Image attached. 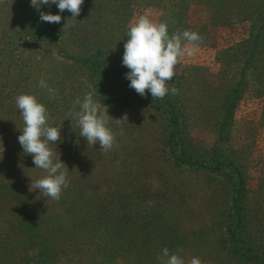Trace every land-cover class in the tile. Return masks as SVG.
Returning <instances> with one entry per match:
<instances>
[{
    "label": "rangeland",
    "instance_id": "374dc122",
    "mask_svg": "<svg viewBox=\"0 0 264 264\" xmlns=\"http://www.w3.org/2000/svg\"><path fill=\"white\" fill-rule=\"evenodd\" d=\"M157 1L159 6L155 7L147 6L145 3V5H135V3L130 5L128 0H105L103 4L95 2L98 16L97 18L92 17L94 21L91 20L92 23L88 24L86 21L81 22L82 17L73 19L71 12L65 10L60 13L56 8L55 14H60L66 19L64 23L59 25L64 27V32H61L60 28L54 31L50 23L42 22L36 17L40 16L41 12L54 14L52 7L44 5L39 9V4H37L36 7L39 9L37 10L32 6L31 0H0V85L5 81L3 79L4 76L8 80L6 83L7 87L0 86V158L3 152L8 151V148L20 147L22 149L17 138L22 134L19 129H22L24 124L20 111L16 106V97L22 94H29L38 98L37 100H41L40 103L44 104L47 110H51L48 113L49 126L60 128L61 138H64L67 134L72 137L70 145L72 144V152L75 155L74 161L70 162L74 166L71 170V178H74L72 180L73 183L77 182L78 178L90 182L91 186L100 190L90 189L87 191L97 192L95 194L97 196L103 195L99 193L106 189H108L107 191L115 189L116 181L114 179L108 181L107 178L105 179V174L100 172L109 170L103 168L109 166L113 161L110 153L119 150V153L123 152L124 155L126 154L124 153V147L131 144L130 150L132 147L141 148L143 151L153 152L156 157V160L151 161V163L154 162L153 165H149V161L144 159L143 165L137 168V171L140 170L142 173L139 177V180H143L141 188L144 187L147 190V192L143 190L139 193L140 196H144L143 198L139 199L138 194L135 196V198L139 199V204L145 205L147 208H153L162 197L171 196L173 198L175 188L169 190L170 187L161 185V180L168 175L170 168V166L165 164L167 148L154 150V146L159 145L161 139L160 132L162 131H160L159 118L154 111H151V113L148 108L139 107L123 112L118 111L116 107L119 106L105 104L95 87V85H100V81H102V70L98 69L94 72L89 70L88 65L85 64L86 59L95 54L97 50L88 49V46L81 45V42L76 41L75 37L81 38L83 34H79L80 32L75 30L79 26L82 31L87 32V36L83 40L87 41L88 45L92 44L94 48L102 45L104 46L103 53L115 57L122 51L124 43L128 39L126 32L129 24L138 20L145 13H149V18L155 23H166L170 35L182 34L185 30L197 32L202 37L199 51L193 57L186 56L180 60L174 78L180 79L182 88L186 86L188 89V100L186 103L192 105L189 115L194 119L207 115L209 117L207 120H200L197 125L189 128L192 131L191 135H194V133L199 135L206 130L202 136L200 135L196 139V141L201 142V137L205 138L207 134L213 135L208 133L209 130L205 128H210L214 122L212 113H205L209 110L206 108L204 113L201 112L205 97L208 100L209 111L216 114L217 111L214 107L219 98L214 90L223 81L225 84H229L231 81L238 80L239 75H241L242 65L237 64L234 67L235 59H230L228 64H222L220 62L221 53L245 41L254 40V35L258 33V26L254 23H258L262 19L260 9L257 6L261 0H243L250 6L247 11L248 14L237 16L238 21L230 26H213L210 24V17L214 14L219 17H226L224 14L228 10L227 4L231 0ZM235 2L231 1L232 4L236 5L237 3ZM123 4L130 7H125ZM127 9L130 11L125 15L124 13ZM223 9L225 11H222ZM83 11L85 9L81 7V12ZM93 11L94 9L91 14ZM219 11H222L221 14H218ZM229 11H231L230 8ZM248 15L250 20H239ZM72 19L73 24L66 26V23ZM71 34H74L73 38H71ZM64 35L65 37L67 35L68 38L65 39ZM111 35H113L111 41H115V43L110 42L108 45L111 48L105 50L106 43ZM262 40L264 41V36ZM102 41L105 43H101ZM262 46L264 47V43ZM73 57L82 59V64L79 61L77 67L70 65L68 62ZM258 59L260 61L259 66L256 68L251 67L247 73L246 81H248V85L245 88L244 99L235 113L232 138L231 140L224 138L219 147L223 149L225 147H233L238 153L242 151L243 157L247 159L245 165L247 175L245 186L247 231L242 239L249 245L264 249V48L261 50ZM101 60L109 63L108 58L101 57ZM229 68H232L231 71H228ZM3 70L5 73L2 74ZM224 72L229 73L226 76L224 75V79L221 80V74L223 75ZM41 79L50 88L55 89V96H51L46 89L39 86ZM193 79L196 82L194 83L195 91H191V94L193 93L192 99L191 94L189 96L191 86L189 81ZM168 83L169 89L175 84L173 79ZM203 84H206L210 89V91L208 90L209 94L206 91L204 92L203 88L205 87ZM65 85H68L72 92L69 97L64 96L63 87ZM89 93L92 94L94 101L100 104L101 110L108 111L112 118L122 119L127 115L128 120L131 119L133 122V125H130L131 128L126 127V132L124 131L123 134L115 138L113 146L118 147L115 150L111 148L108 151H103L99 144L95 146L88 145L87 141L79 136L80 128L76 119L79 105L75 101L77 99L82 101L83 97ZM53 101L59 102V106L49 107V104ZM55 109L57 110L53 113ZM111 117H109L108 126H112L114 121ZM131 132L136 138L130 139L128 136L124 140L125 134L129 135ZM155 132L158 134L155 135ZM152 139L154 140L153 145L149 142ZM213 141H215V138H212L207 146L211 145ZM62 142L64 140L61 139V141L56 142L57 144H50V147L52 150H58L56 153L57 158L61 157L62 162L66 165V162L70 159L62 156L63 148L60 147ZM74 151L78 153L75 154L76 152ZM91 154H93L92 159L90 158ZM23 155L26 156V154ZM1 165L0 178L4 176L6 171ZM161 167L163 168L161 169ZM66 168L67 165L65 166ZM22 169L24 170V168ZM8 171L10 174L14 172L13 169H10V166ZM160 171H164V173L160 174ZM45 175L46 172L44 170L35 167L25 171V173L18 171L16 178L18 177L17 180L23 181L24 184H17V187H19L17 189H20V196L22 197L17 200L13 196L8 197L6 193L1 191L2 186L0 187V264H26L27 261L29 263L32 256L31 253L29 254L31 249L29 246L32 245L30 234L34 231L40 237V242L45 246V249L48 248L45 244L49 243L51 245V243H54L52 248L54 255L48 264H99V261H92L93 258H91L93 256V249L91 248L94 247L92 242L89 241L85 244L84 240L86 238L80 239V242H74L62 230L55 229V223L50 222L51 219H54L53 212H57L68 195L61 193L60 199L53 201L51 198L41 196L39 190H31V179L34 181L43 178ZM181 177H184L189 182L187 191L181 189V195H184V197L180 198L182 200L178 202V199L176 201V204L181 208L176 213L183 218L184 229L182 231H186L190 237H192V234L202 231L203 233L200 236L202 247H207V243H213V245L221 249L217 252V256H213L215 259L211 260L207 257L206 248L204 249L200 246V251L195 257L199 259L204 257V260H201V264L253 263H241L236 261L237 259L235 258L230 261L224 260L226 253L224 247L226 245L232 247L230 240L224 236L225 229L230 223L228 219L226 220L231 211L229 193L225 196L222 195L224 198L221 200L219 210L213 217L211 214L209 215L210 212H213V208L210 211L208 206L213 204L210 202L207 185L202 183L196 174L184 172ZM102 180L104 185L99 182ZM218 180L221 182L220 179ZM6 182H9V180L7 179ZM219 182L215 183V187L222 194ZM82 185L83 183L79 186ZM165 185H167V181ZM5 191L8 192L6 188ZM107 196L108 193L103 195V197ZM93 199H97V197L95 196ZM21 202L24 205H21ZM164 204L173 208L172 202L166 201ZM32 205L38 210L36 213H32L34 215H31L33 225L30 228L27 224L29 227H26V232H24L15 223H18L22 216L24 217L25 211L31 210ZM79 211L84 210L77 209L74 211L76 218L81 216ZM212 221H218L221 225L215 227L217 237L210 241L206 238V232L210 233V228H213ZM62 222H64V225L69 223L65 221V218L62 219ZM137 225L140 242H149L151 245L150 238L147 236L148 239H145V233H143L144 230H147L144 229V223L141 222ZM140 228L143 230L142 233H140ZM163 228L165 231L164 225ZM195 229L198 230L195 232ZM187 238L189 237L187 236ZM242 239L239 238V240ZM178 241L185 243L184 240L178 239ZM241 252L245 253V251ZM189 257L190 260L184 257L188 260L185 264H189L194 257L193 253ZM157 260H162L161 256L158 255ZM115 261V264H124L121 263L120 257L115 258ZM153 264L158 263L154 262Z\"/></svg>",
    "mask_w": 264,
    "mask_h": 264
},
{
    "label": "trees",
    "instance_id": "16d2710c",
    "mask_svg": "<svg viewBox=\"0 0 264 264\" xmlns=\"http://www.w3.org/2000/svg\"><path fill=\"white\" fill-rule=\"evenodd\" d=\"M231 1H236L235 3L237 4L234 5ZM231 1L228 2V4L226 3L228 5V10L224 14L226 17H219L214 14L210 17L211 25L230 26L238 21L237 16L248 14L247 11L250 7L248 6V3L243 2V0ZM95 2L103 4L105 0H84L81 7L84 8L85 11L81 12L78 16V18L82 17L81 22L86 21L88 24L94 21L92 17L97 18L98 11L96 10ZM128 2L130 5H132L131 3H135V5L146 4L147 6L152 7L159 6L157 0H128ZM124 6L130 7L129 5ZM257 6L260 9L259 11L261 12L260 15L262 16V19L260 22L254 23L258 26V33L257 35H254V40L245 41L234 48L221 53L220 62L222 64H228L230 59H235L234 67H236L237 64L242 65L241 75H239L238 80L231 81L229 84H225L223 81L220 83L219 87L214 90L219 98L214 107L217 111L216 114L209 111L210 108L208 106V100L207 97H205L204 108L202 107L201 112L204 113L206 108L209 110L205 113H212L214 121L212 126H210L212 129L209 127L205 128L209 130L208 133H212L215 137L211 134H207L205 138L201 137V142L196 141V139L199 138L200 135L202 136L206 130L202 131L199 135L197 133L191 135L192 131L189 130V128L197 125L200 120H207L209 117L207 115L205 117H200L199 119H194L189 115L190 107L192 105L190 103H186L188 100V89L186 86L183 87L184 89L182 88L180 79L173 78L175 84L172 87L178 89L177 94L169 92V94H167L163 99H154L150 93L145 96H141L137 94L134 89L129 87L130 81L125 78V74L129 71V69L122 66L124 48L116 57L113 55H106V53H103L104 46L101 45L94 48V45H88V42L83 40V38L87 36V32L82 31L79 26L76 28V32L79 31V34H83V37L81 38L75 37L76 41L81 42V45L88 46V49L97 50L95 54L86 59L85 64L88 65L89 70L94 72L98 69L102 70V81H100V85L98 84L99 86L95 85V87L97 88V92L100 94L101 98L105 101V104L119 106L116 108L118 111L123 112L139 107L148 108L150 112L154 111L155 115L159 118L160 131H162L160 132L161 139L159 145L156 147L154 146L155 149H153L157 151L161 148H167V158L165 160V164L170 166L168 175L161 180V185L163 187H170L169 190L175 188V191H173L175 194L173 195V198L171 196H164L153 208H147L145 205L139 204V199L144 197L143 195L140 196L139 193L143 190L147 192V190L144 187L141 188L143 180H139V177L142 173L140 170L137 171V168L143 165L144 159L149 161V165H153L154 162L151 163V161L156 160V157L153 152L149 151V153L143 151L141 148L137 149L132 147L130 150V144L124 147V153H126L124 155L123 152L119 153V150H115L118 147H112L113 150H115V152L110 153L113 161L109 164V166H105L103 168L109 170H104L100 173L105 174V179L107 178L108 181L114 179V181H116V188L112 190L110 189V191H107L108 189H106L105 191H101L102 193H99L103 195L108 193L107 197H103V195L97 196L95 195L97 192L87 191L90 189L100 190L91 186L90 182L81 178H78L77 182H72L74 178H71V170L74 166L71 165L70 162L74 161L73 159L75 156L72 152V144L70 145L72 137L67 134L64 138H61L64 140V142L60 143V147L63 148V151L61 152L62 156L63 158L65 157L66 159H70L66 162L69 169V171H67V179L69 182L68 187L62 190V194L65 193L68 196L63 201L57 212H53L54 219H51L50 222L55 223V229L62 230L67 234V237L73 239L74 242H80V239L83 240L84 238H86L84 240L85 244L89 241L92 242L94 246L91 248L93 249V256H91V258H93L92 261H99V264H104V262L105 264H115V258L120 257L121 263L124 264H153L154 262L158 264H166L167 257L163 255V249L167 248L170 255L177 254L183 259H185L184 257H187L188 260H190L189 255L191 253H193L194 257L195 255H198L200 246L201 248H206L205 252L208 256H205L214 260L215 258L213 256H217V252L221 249H219L216 245H213V243H207V247H202V242H200L202 239L200 236L203 232L198 231L190 237L186 231H182L184 229V224L182 223L183 218L176 213L179 209H181L176 204V201L179 199V202L182 200L180 198L184 197V195H181V189H185V191H187L189 185V182H187L184 177H181V175L184 172H189L193 175L196 174L197 177L200 178L201 182L205 183L209 189L210 202L213 204H209L208 206L210 211L213 208V212H210L209 215L211 214L213 217L215 216L216 212L219 210L221 200L224 198L223 196L229 193L231 211L226 220L228 219L230 223L225 229L226 231L224 232V236L230 240L232 247L229 245L224 247V251L226 252L224 260L230 261L235 258L237 259L236 261L241 263L253 262L250 264H264V249H261L258 246L249 245L242 239L247 231V217L245 213V186L247 181L245 165L247 159L243 157L242 151L240 152V155V153L234 150L233 147H225L224 149L219 147L224 138L228 140H231L232 138L235 113L244 99V93L246 91L245 88L248 85V81H246L247 73L251 67L256 68L260 64L258 56L264 48L262 46L264 43L262 40L264 36V0H261ZM51 7L53 8L55 14L56 6L53 5ZM229 8L231 11H229ZM93 9L94 11L91 14ZM128 11L130 10L127 9L124 14L126 15ZM222 11L225 10L223 9ZM222 11H219L218 14H221ZM36 17L40 19V16ZM248 17L250 16L248 15L247 17H242L239 20H250ZM65 20V17L62 16L60 23H64ZM60 23H50V26L53 27L52 29L54 31L60 28V31L64 32V27L59 26L61 25ZM66 24H73V19ZM73 36L74 34H71V38H73ZM112 36L113 35H111L108 39L105 50L111 48L108 45L110 42L115 43V41H111ZM67 38L68 36L66 35L65 39ZM101 43L105 42L102 41ZM101 57L108 58L109 63L102 61ZM70 60L71 61L68 63L74 67H77L79 61L81 64L83 62L82 59L75 57L70 58ZM231 69L232 68H229L228 71H231ZM3 73H5L4 70L2 74ZM227 73L229 72H224L223 75L221 74L220 79L223 80L224 75L226 76ZM3 79L5 81L0 86L7 87L6 83L8 80L5 76ZM195 82V79L189 81V84H191L189 96L191 91H195ZM203 85L205 87L203 88L204 92L206 91L207 94H209L208 90L210 91V89L206 84ZM63 90L65 97H69L72 93L68 88V85H65ZM192 94L191 98L193 99ZM38 101L41 102V100ZM51 106H59V102L53 101L49 104V107ZM56 110L57 109H55L53 113H55ZM47 112L49 113L51 110L48 109ZM130 125H133L131 119L122 123L114 120L112 122V126L109 125V127L111 128L115 138H117V136L123 134L124 131L126 132V127L131 128ZM156 134L158 133L155 132V135ZM128 136L130 139L136 138L131 132L129 135L125 134L123 139L126 140L125 138H128ZM212 138H215V141H213L211 145L207 146L211 142ZM149 142L153 145L154 140L152 139ZM53 151L57 153L58 150ZM74 152H76L75 154L78 153L77 151ZM23 154L25 153L22 149H20V147L8 148V151L6 150L3 152L0 158V164H2L1 167L6 170L4 176L0 178V187L2 186L1 191L6 193L8 197L13 196L15 200L21 197V191L20 189H17L19 188L17 187V184H24L23 181L17 180L18 177L16 178V174L18 171L25 173V171H29L35 167L32 161V156L27 154L25 156ZM92 157L93 154H91L90 158L92 159ZM9 166L11 170H14L11 174L8 171ZM22 168H24V170ZM162 168L163 167H161V169ZM65 170H67V168ZM110 173L113 174L108 175ZM163 173L164 171H160V174ZM170 174L171 176L169 177ZM7 179L9 182H6ZM218 179H220L221 182H219ZM166 181L167 185H165ZM217 181L220 183V187L223 192L222 194L220 190L215 187V183ZM99 182L104 185L103 180ZM81 183H83V185L79 186ZM5 188L8 192L5 191ZM204 189H206V187H204ZM137 194L139 199L135 198ZM95 196L97 199H93ZM166 201L172 202L173 208L164 204ZM21 205L24 204L21 202ZM77 209L84 211H79L81 216L76 218L74 211ZM37 210L38 209L34 208L32 205L31 210L25 211L24 217L22 216L18 220V223H14L17 224L22 231L26 232V227L30 226L31 228L33 225L31 222V215H34L32 213H36ZM63 218H65V221L69 223L64 225V222H62ZM141 222L144 223V229L147 230H144L143 232L142 228H140V233H145V239H148V236L153 245H150L149 242H140V238L137 233V224ZM212 223L213 228H210V233L206 232V238L210 241L211 239L213 241V239L217 237L215 227L217 225H221L218 221H212ZM27 224L29 226H27ZM163 225L166 228L165 231L163 230ZM197 230L198 229H195L194 231L196 232ZM61 235L63 236V234ZM187 236L191 239L187 238ZM221 236L223 237V235ZM30 238L29 239L32 245L29 246V248H31L29 254L31 253L32 256L29 263H27V261L26 264H48L54 255L52 249L54 243H51V245L49 243L45 244L48 246V248L45 249V246L42 242H40V237L37 235L36 231L31 232ZM239 238L242 240H239ZM178 239L184 240L185 243H180ZM241 251H245V253ZM158 255L161 256L162 260H157ZM203 258L204 257L200 258V261L204 260ZM188 260L185 259V262H188Z\"/></svg>",
    "mask_w": 264,
    "mask_h": 264
},
{
    "label": "clouds",
    "instance_id": "9594fccd",
    "mask_svg": "<svg viewBox=\"0 0 264 264\" xmlns=\"http://www.w3.org/2000/svg\"><path fill=\"white\" fill-rule=\"evenodd\" d=\"M84 0H31V4L37 10L44 5L56 6L60 13L65 10L72 13L76 19L81 13ZM39 4V9L36 5ZM149 13L141 15L138 20L130 23L126 32L128 38L124 43L122 66L129 69L125 78L130 81L129 87L137 94L145 96L150 93L156 99H163L169 92L177 94L178 89L167 86L176 76V68L184 57H193L199 51L202 37L194 31L185 30L182 34L168 32L166 23H155ZM40 20L48 23H60V14L43 13ZM67 26V24H66ZM65 26V27H66ZM39 86L55 96V89L41 79ZM79 105L76 113L79 136L83 137L88 145H100L101 150H110L115 143V136L108 126V111H102L100 104L94 101L91 93L85 95L83 100L75 101ZM16 106L20 111L24 127L19 129L22 134L18 136V142L23 152L32 156L35 168L46 172L43 178L32 180L31 190H39L41 196L59 200L62 190L68 187L67 171L61 157L50 144L61 141V129L49 126V115L44 104L40 103L33 95L22 94L16 97ZM112 118V117H111ZM114 119V118H112ZM117 122L128 120L127 115L122 119H114ZM163 255L167 257L166 264H185L182 257L177 254H169L167 248L163 249ZM189 264H201L197 257H193Z\"/></svg>",
    "mask_w": 264,
    "mask_h": 264
}]
</instances>
